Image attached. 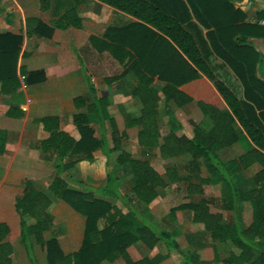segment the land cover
Returning a JSON list of instances; mask_svg holds the SVG:
<instances>
[{
  "label": "trees",
  "instance_id": "trees-1",
  "mask_svg": "<svg viewBox=\"0 0 264 264\" xmlns=\"http://www.w3.org/2000/svg\"><path fill=\"white\" fill-rule=\"evenodd\" d=\"M97 1L135 19L121 30L124 36L119 37L120 29H109L107 37L115 44L111 52L123 50L126 55L128 53L124 72L132 71L136 77L131 94L139 100L141 108L137 116L126 119L125 127L137 128V145L145 151L158 149L163 160L188 154L191 157L190 172L198 173L199 167L203 166L207 173L195 191L201 192L203 184L221 183L226 193L222 208L233 211L237 204L247 203L251 220L245 228L235 222L223 223L221 214L212 212L209 202L204 200L180 204L170 210L169 216L173 217L177 210H189L191 222L201 225L214 241L229 242L237 253L231 252L223 260L225 264H264V70H260L264 55L256 47V42L264 41V26L246 22V14L234 7V2L241 0ZM40 3L41 8L46 7L45 0ZM3 14L0 7V15ZM255 17L264 19V11L256 12ZM80 24L81 18L72 8L51 26L27 18L25 32L27 36L50 37L53 29L79 27ZM112 32L115 37L111 36ZM21 41L20 35L0 33V94L3 96H10L19 86L17 59ZM117 60L125 61L120 57ZM225 68L233 73L235 82L221 78V75L225 76ZM18 71L26 75L29 83L44 79L42 71ZM201 77L211 83L225 108L202 99L194 101L184 91L183 87ZM155 78L162 83L159 90L152 86ZM73 102L75 108L83 109L72 117L80 134L79 140L75 141L63 132H54L40 148L43 152L50 148L57 152L55 177L49 190L85 217L83 241L76 253L68 255L62 254L56 241H43V233L52 223L47 211L50 200L27 180L22 194L14 201V209L20 217V240L30 264H36L30 237L37 244L45 245L48 264H100L117 257L126 264H157L162 258L158 255L132 262L126 249L135 241L153 248L158 240H162L169 250L179 252V264H197L199 257L195 252L179 250L173 234L140 221L134 210L126 205L131 199L119 194L116 173L121 167L128 170L133 180L131 192L143 204H149L156 196V188L165 184L149 160L134 159L122 149L121 139L126 133L118 130L109 115L108 98L97 96L89 80L87 98L76 97ZM192 102L206 123L190 121L192 135L179 136L177 131L181 124L172 106L182 108ZM7 114L19 117L12 110ZM160 114L167 117V133L163 136L158 124ZM40 122L46 130L57 128L56 117H44ZM91 124L102 129L107 125L109 139L106 135L96 137ZM108 140L111 147L107 145ZM4 144L5 133L0 131V154ZM233 146H240L242 151L234 157L223 158L222 153ZM96 148L105 152L111 168L106 184L96 188L94 193L119 200L127 207L125 213L95 199L92 191L69 189L60 177L75 161L91 159V152ZM67 155L77 157L64 162ZM253 165L259 167L253 176V187L247 191L237 188L234 182L237 174ZM166 177L170 182L179 180L174 168L166 169ZM24 215L31 217L34 223L26 225L22 219ZM8 232L7 225L0 223V264H11V246L4 241ZM215 261H218L216 251Z\"/></svg>",
  "mask_w": 264,
  "mask_h": 264
},
{
  "label": "crops",
  "instance_id": "crops-1",
  "mask_svg": "<svg viewBox=\"0 0 264 264\" xmlns=\"http://www.w3.org/2000/svg\"><path fill=\"white\" fill-rule=\"evenodd\" d=\"M45 1L46 7L41 8L40 0H0V7L4 10V14L0 15V33L22 37L17 59L19 86L10 96L0 94V131L5 133L4 151L0 154V223H5L9 229L4 241L11 246V264H30L20 240V217L14 209V201L22 194L24 182L27 180L50 200L47 211L52 217V223L43 233V241H56L64 255L76 253L81 247L85 217L49 190L55 177L57 152L53 148L43 152L40 144L54 132H63L75 141L79 140L80 134L72 122V117L83 112V109L75 108L73 100L76 97L87 98L89 80L97 96L108 98L109 115L114 119L118 130L126 133V137L121 139L122 149L134 159L149 160L165 184L164 187L156 188V196L149 204H143L131 192L133 180L128 170L121 167L116 173L118 192L131 199L130 202L126 201V205L134 210L140 221L173 234L179 250L195 252L199 257L197 264H225L223 260L231 252L237 253L229 242L214 241L201 225L191 222L189 210H177L173 217L169 216V212L180 204H195L204 200L209 202L212 212L221 214L223 223L235 222L239 227L245 228L251 220L249 205L239 203L233 211L223 209L222 200L226 193L221 183L203 184L201 192L195 191L201 179L207 176L203 166L199 167L198 173L190 172L191 157L188 154L163 160L158 149L145 151L137 145L136 127H125L126 119L137 116L141 108L139 100L131 94L136 85V77L132 71L124 72L128 53L126 55L123 50L116 51L115 54L111 52L115 44L107 34L109 29L121 31L135 19L97 0ZM234 7L246 14V22L264 26V19L258 20L255 17L256 12L264 11V0H241L234 2ZM72 8L81 18L79 27L53 29L50 37L26 35L27 18H35L51 26ZM5 14L8 15L7 18L4 17ZM205 31L203 29L202 32ZM111 34L115 37L113 32ZM122 36L124 33L121 31L119 37ZM256 47L264 55V41L256 42ZM117 57L125 61L120 63ZM19 69H23L25 73L42 71L44 79L29 83L26 75L19 73ZM232 81L235 82V79L230 78L228 82ZM156 83L160 89L162 83L155 78L152 83L154 88ZM183 88L194 101L202 99L218 108L226 107L205 77ZM158 96L161 97L159 91ZM172 108L181 124V129L177 131L179 136L192 135L190 121L206 123L194 102L182 108ZM9 110L19 114V117L8 115ZM160 115L159 121L162 120L163 124L159 125V131L163 136L167 133V117ZM44 117H56L57 128L44 129L40 122ZM91 126L95 129L96 137L106 135L109 139L107 125L103 129L93 124ZM107 145L111 147L109 140ZM108 147L106 153L109 151ZM232 149L238 150L236 155L242 151L240 146H233L225 150L222 157L225 158V153ZM76 157L77 155H67L63 161H73ZM107 162L109 159L105 152L96 148L91 152V159L75 161L60 177L69 189L92 191L95 199L114 205L125 213L127 207L119 200L94 193L96 188L106 184L107 172L111 168ZM167 168L176 169L179 180L170 182L166 177ZM258 169L257 165H253L237 174L234 179L235 186L243 191L251 189L253 176ZM22 219L26 225L34 223L27 215ZM98 226L100 228V224ZM30 243L36 264H48L45 245L37 244L33 237H30ZM215 251L218 261H215ZM126 253L132 262L155 255L162 257L157 264H179L181 260L179 252L169 250L162 240H158L153 248H148L141 241H135L127 247ZM100 264L126 263L121 257H117L113 261H102Z\"/></svg>",
  "mask_w": 264,
  "mask_h": 264
},
{
  "label": "rangeland",
  "instance_id": "rangeland-1",
  "mask_svg": "<svg viewBox=\"0 0 264 264\" xmlns=\"http://www.w3.org/2000/svg\"><path fill=\"white\" fill-rule=\"evenodd\" d=\"M260 70H261V71L264 70V62H262V64L260 65ZM224 73H225V76H224V75H221V78H222L223 80H224V79L227 80V78H234V79H235V76L233 75V73H232L228 68H225ZM155 87H156V89L158 90V89H159V84L156 83V84H155ZM161 108H162V103H160V109H161ZM161 116H163V115L161 114L160 117H161ZM160 119H161V118H160ZM162 124H163V122H162V120H160V121H159V125L162 126ZM237 152H238L237 149L229 150L228 152L225 153V158H230V157L236 155Z\"/></svg>",
  "mask_w": 264,
  "mask_h": 264
}]
</instances>
